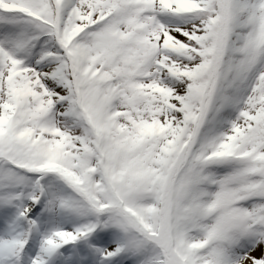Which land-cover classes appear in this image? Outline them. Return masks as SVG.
I'll return each instance as SVG.
<instances>
[{
    "label": "snow or ice",
    "instance_id": "obj_1",
    "mask_svg": "<svg viewBox=\"0 0 264 264\" xmlns=\"http://www.w3.org/2000/svg\"><path fill=\"white\" fill-rule=\"evenodd\" d=\"M0 264H264V0H0Z\"/></svg>",
    "mask_w": 264,
    "mask_h": 264
},
{
    "label": "rangeland",
    "instance_id": "obj_2",
    "mask_svg": "<svg viewBox=\"0 0 264 264\" xmlns=\"http://www.w3.org/2000/svg\"><path fill=\"white\" fill-rule=\"evenodd\" d=\"M257 255H259V253H257Z\"/></svg>",
    "mask_w": 264,
    "mask_h": 264
},
{
    "label": "bare ground",
    "instance_id": "obj_3",
    "mask_svg": "<svg viewBox=\"0 0 264 264\" xmlns=\"http://www.w3.org/2000/svg\"><path fill=\"white\" fill-rule=\"evenodd\" d=\"M257 254V253H256Z\"/></svg>",
    "mask_w": 264,
    "mask_h": 264
}]
</instances>
